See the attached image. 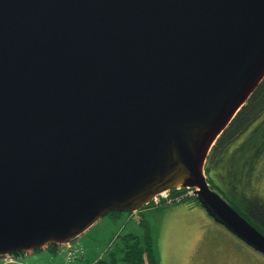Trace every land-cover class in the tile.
Masks as SVG:
<instances>
[{
    "label": "water",
    "instance_id": "water-1",
    "mask_svg": "<svg viewBox=\"0 0 264 264\" xmlns=\"http://www.w3.org/2000/svg\"><path fill=\"white\" fill-rule=\"evenodd\" d=\"M263 80L264 0H0V260L178 188L264 256L205 174Z\"/></svg>",
    "mask_w": 264,
    "mask_h": 264
},
{
    "label": "rangeland",
    "instance_id": "rangeland-1",
    "mask_svg": "<svg viewBox=\"0 0 264 264\" xmlns=\"http://www.w3.org/2000/svg\"><path fill=\"white\" fill-rule=\"evenodd\" d=\"M219 168L213 171V175ZM227 169L223 168L217 179L223 188L228 186L225 181ZM259 170L264 172V168ZM233 188L236 192L240 191L238 183H233ZM248 189L247 196L264 201V173ZM235 191L224 189L222 193L216 192L231 199ZM189 193L186 190L179 195H182V199L193 197ZM180 202L163 200L159 206L151 204V208L135 213L106 215L77 241L60 248L58 253L47 248L32 255L0 260V264H100V261H109L110 252L119 243L120 236L128 233L143 235L146 224L156 240L161 264H226L233 248L234 253L245 255L249 261L264 264L262 254L217 224L202 206L180 205ZM230 262L233 264L235 259Z\"/></svg>",
    "mask_w": 264,
    "mask_h": 264
},
{
    "label": "trees",
    "instance_id": "trees-1",
    "mask_svg": "<svg viewBox=\"0 0 264 264\" xmlns=\"http://www.w3.org/2000/svg\"><path fill=\"white\" fill-rule=\"evenodd\" d=\"M263 162L264 80L221 135L212 149L205 167V174L212 190L219 193H222L224 189L235 191L233 183L239 184V192L235 191L231 199H226L224 196L223 198L264 234V201L260 200V202L247 196L248 187L253 185L259 175L264 173L259 170V168H264ZM226 167L228 173L225 174V181L228 186L223 188L221 184L217 183V179H219L221 170ZM217 168L220 170L213 175V171ZM175 192L172 191L173 194ZM183 192L178 194H183ZM180 205L196 206L199 205V202L193 196L182 199ZM119 214L121 213L111 212L108 215L118 216ZM141 223L143 224V220ZM145 226L143 235L128 233L120 236L119 243L110 252L109 261H100V264H161L154 235L150 226L148 224ZM48 250L54 253L59 252L55 246H50Z\"/></svg>",
    "mask_w": 264,
    "mask_h": 264
},
{
    "label": "built area",
    "instance_id": "built-area-1",
    "mask_svg": "<svg viewBox=\"0 0 264 264\" xmlns=\"http://www.w3.org/2000/svg\"><path fill=\"white\" fill-rule=\"evenodd\" d=\"M186 190L190 191L191 193H189V194L194 196V190H192V189H186ZM186 190H184L182 188H178L176 190H172V191H176L175 194H173L172 191L164 192V193L156 196L153 199L151 204L159 206L162 203L163 200H168V201H171V202L176 201V200L177 201H181L182 200V195H179L177 193H181L183 191L185 192Z\"/></svg>",
    "mask_w": 264,
    "mask_h": 264
},
{
    "label": "flooded vegetation",
    "instance_id": "flooded-vegetation-1",
    "mask_svg": "<svg viewBox=\"0 0 264 264\" xmlns=\"http://www.w3.org/2000/svg\"><path fill=\"white\" fill-rule=\"evenodd\" d=\"M243 216V215H242ZM244 217V216H243ZM211 218V217H210ZM245 218V217H244ZM250 222V221H249ZM218 224V223H217ZM252 224V223H251ZM220 225V224H219ZM253 225V224H252ZM222 226V225H220ZM255 226V225H254ZM223 228H225L224 226H222ZM256 227V226H255ZM257 228V227H256ZM226 229V228H225ZM227 230V229H226ZM228 231V230H227ZM230 234H232L230 231H228ZM233 235V234H232ZM235 236V235H234ZM236 237V236H235ZM244 243V242H243ZM234 248L232 249V251L228 254L227 257V262H225L226 264H228L230 261H233V259H235V262L233 264H255L252 261H249V259L245 258V255L240 256L239 253H234L233 252ZM255 251V250H254ZM261 255V254H260ZM231 264V262H230Z\"/></svg>",
    "mask_w": 264,
    "mask_h": 264
}]
</instances>
